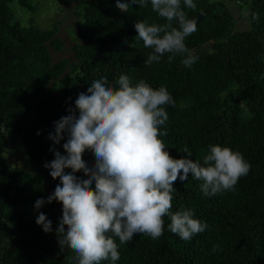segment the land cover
Returning a JSON list of instances; mask_svg holds the SVG:
<instances>
[{"label": "trees", "instance_id": "16d2710c", "mask_svg": "<svg viewBox=\"0 0 264 264\" xmlns=\"http://www.w3.org/2000/svg\"><path fill=\"white\" fill-rule=\"evenodd\" d=\"M58 1L74 3L78 19L69 57L63 56L56 24L43 29L33 20L27 26L15 20L10 5L17 2L33 15L32 0H0V264H77L74 251H61L56 232L63 213L47 203L44 187L60 184L44 165L54 160L53 147L66 155L67 136L55 145L49 135L94 80L107 77L115 85L121 74L133 85L143 79L154 88L167 87L175 103L165 106L168 120L160 130L167 136L160 138L173 158H188L187 147L190 158L202 163L209 145L219 144L239 151L251 168L233 191L214 196H205L191 173L187 181L178 179L171 210L190 209L208 227L185 241L168 230L166 216L160 238L135 235L119 246L115 264H264V0H194L195 10L181 0L189 18L198 21L185 40L199 57L191 68L180 55L169 62L170 54L144 64L152 50L137 38L135 24L166 22L152 11L151 0L127 13L117 0ZM236 4L246 6L245 30H235L229 6ZM8 139L19 140L28 166L6 165ZM83 159L95 163L91 151ZM76 175L84 177L82 171ZM38 199L46 201L39 210ZM39 212L52 222L50 233L37 225Z\"/></svg>", "mask_w": 264, "mask_h": 264}, {"label": "clouds", "instance_id": "9594fccd", "mask_svg": "<svg viewBox=\"0 0 264 264\" xmlns=\"http://www.w3.org/2000/svg\"><path fill=\"white\" fill-rule=\"evenodd\" d=\"M147 2L117 0L116 6L127 13L132 5L146 7ZM183 5L191 10L197 7L194 0H183ZM151 8L166 22L135 24L137 38L152 50L144 64L159 63L170 54L169 62L180 55L181 63L191 68L199 57L185 40L197 31V19L189 18L181 0H151ZM174 103L166 86L154 88L143 79L133 85L128 75L121 74L115 85H109L107 77L94 80L87 94H78L75 109L69 108V115L54 122L49 139L60 145L66 135V155L55 147L50 149L55 158L44 166L60 184L47 203L58 201L63 206L56 232L58 243L61 251L68 248L75 252L77 264L109 260L115 264L120 259L119 246L135 235L160 238L166 216L170 219L168 230L190 240L208 225L194 218L190 209L171 210L174 183L187 181L191 173L202 182L201 192L214 196L233 191L250 171L251 165L239 151L219 144L209 145L202 163L190 158L187 147L183 152L188 158H173L160 138L167 136V131L160 129L168 120L165 106ZM85 151L94 154L92 166L83 159ZM81 171L84 177L78 178L76 173ZM45 203L38 199L35 208L39 210ZM36 223L45 233L52 231V222L43 212ZM218 248L216 245L211 251Z\"/></svg>", "mask_w": 264, "mask_h": 264}, {"label": "rangeland", "instance_id": "374dc122", "mask_svg": "<svg viewBox=\"0 0 264 264\" xmlns=\"http://www.w3.org/2000/svg\"><path fill=\"white\" fill-rule=\"evenodd\" d=\"M33 5L37 7L35 13L32 15L26 10L22 9L17 2H13L10 7L14 13V18L22 26H27L30 20H33L36 24L40 25L43 29L51 28L56 24L58 28L57 36L64 42V55L69 57L72 55L71 47L75 43V32L78 19L75 15V4H66L64 1L58 0H32ZM237 5V4H236ZM230 5L232 15L237 21L235 30H245L248 28V22L246 19V6ZM61 55L54 54V58L58 59ZM264 61V57H263ZM5 162L6 165L13 167H26L29 164V160L25 154V150L21 148L18 139H8L6 142ZM36 172L40 175H45L43 168H38ZM44 185V183H43ZM42 185V187H43ZM45 191L48 197L54 193L52 186L44 185ZM62 212V204L58 201H53ZM28 210V206L23 207Z\"/></svg>", "mask_w": 264, "mask_h": 264}]
</instances>
